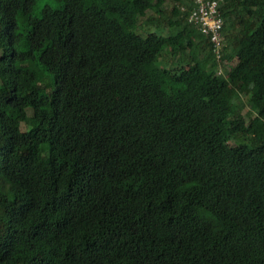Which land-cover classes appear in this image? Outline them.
<instances>
[{"label":"trees","instance_id":"trees-1","mask_svg":"<svg viewBox=\"0 0 264 264\" xmlns=\"http://www.w3.org/2000/svg\"><path fill=\"white\" fill-rule=\"evenodd\" d=\"M191 4L0 0V264H264V0L221 74Z\"/></svg>","mask_w":264,"mask_h":264},{"label":"built area","instance_id":"built-area-1","mask_svg":"<svg viewBox=\"0 0 264 264\" xmlns=\"http://www.w3.org/2000/svg\"><path fill=\"white\" fill-rule=\"evenodd\" d=\"M187 22L193 24L211 44V50L218 64V73H222V58L225 37L224 19L220 11V0H192L187 14Z\"/></svg>","mask_w":264,"mask_h":264},{"label":"rangeland","instance_id":"rangeland-1","mask_svg":"<svg viewBox=\"0 0 264 264\" xmlns=\"http://www.w3.org/2000/svg\"><path fill=\"white\" fill-rule=\"evenodd\" d=\"M170 9H171V4L166 3L163 7V11L161 12L148 10L146 12V15L139 20L138 29H136L137 33H139L141 36H145L148 32H153V31L157 33H162V34L167 33L168 32L167 26H165V24L162 21L164 20V17L170 13ZM164 51H167V50H164ZM161 60L163 61L161 62L162 66L168 67L171 64L176 63L170 57L168 52H164ZM235 61L236 59L234 58L232 60H226L225 62H222L221 64L222 70L224 71L228 69V67L230 65H233ZM239 99L240 101L244 103L242 112L245 114L246 119H248L249 114L246 112L250 110L249 104L243 95H241Z\"/></svg>","mask_w":264,"mask_h":264},{"label":"clouds","instance_id":"clouds-1","mask_svg":"<svg viewBox=\"0 0 264 264\" xmlns=\"http://www.w3.org/2000/svg\"><path fill=\"white\" fill-rule=\"evenodd\" d=\"M224 34V33H223ZM208 38V37H207ZM209 40V39H208ZM211 45V44H210ZM224 46H225V44H224ZM223 50H224V48H223ZM212 51V50H211ZM213 54V53H212ZM214 56V55H213ZM222 56H223V54H222ZM215 58V57H214ZM224 59V58H223ZM224 61H226V59H224ZM217 69H218V67H217ZM223 73V72H222ZM221 74V73H220Z\"/></svg>","mask_w":264,"mask_h":264}]
</instances>
